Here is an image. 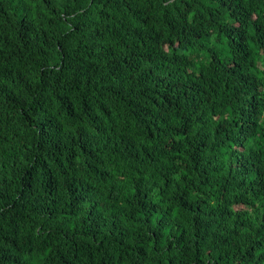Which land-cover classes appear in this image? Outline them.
I'll list each match as a JSON object with an SVG mask.
<instances>
[{"label":"trees","instance_id":"16d2710c","mask_svg":"<svg viewBox=\"0 0 264 264\" xmlns=\"http://www.w3.org/2000/svg\"><path fill=\"white\" fill-rule=\"evenodd\" d=\"M0 264H264V0H0Z\"/></svg>","mask_w":264,"mask_h":264}]
</instances>
